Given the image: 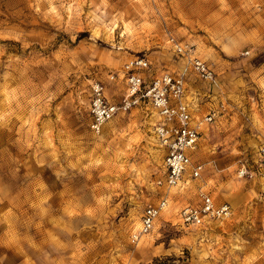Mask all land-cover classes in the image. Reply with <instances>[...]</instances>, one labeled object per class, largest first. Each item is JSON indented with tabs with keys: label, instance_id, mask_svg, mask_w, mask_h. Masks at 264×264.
I'll return each instance as SVG.
<instances>
[{
	"label": "rangeland",
	"instance_id": "1",
	"mask_svg": "<svg viewBox=\"0 0 264 264\" xmlns=\"http://www.w3.org/2000/svg\"><path fill=\"white\" fill-rule=\"evenodd\" d=\"M176 42L216 74L213 85L189 71L194 114L209 101L204 115L225 108L199 121L200 177L168 187L150 103L98 133L89 103L95 80L119 101L121 69L136 56L150 62L147 79L185 68ZM259 64L264 75V0H0V232L45 264H264L262 185L237 175L264 144V79L247 74ZM200 192L228 202L231 216L184 225L180 211ZM161 196L167 208L132 242Z\"/></svg>",
	"mask_w": 264,
	"mask_h": 264
},
{
	"label": "built area",
	"instance_id": "2",
	"mask_svg": "<svg viewBox=\"0 0 264 264\" xmlns=\"http://www.w3.org/2000/svg\"><path fill=\"white\" fill-rule=\"evenodd\" d=\"M173 46L174 51L184 57L185 68L179 72L163 71L147 79L146 71L150 69V62L145 57L136 56L121 69L120 75L125 83V93L121 99L111 101L105 94L103 83L95 80L90 85L89 103L90 128L96 133L116 114L126 112L140 102L150 103L157 116L153 123V134L165 149L164 183L168 187L181 185L186 175L188 178H198L203 171V163L192 159L201 130L200 122L193 123L194 109L186 97L188 73L191 71L199 79L209 82L214 81L216 75L213 68L195 54L192 46L178 42ZM224 108V102H221L219 107L212 108L203 116V121L214 120ZM254 152L257 156L255 163L252 167L241 164L237 175L247 179L258 177L264 193V144L259 145ZM167 205L168 198L161 196L156 202L145 206L140 217V227L131 234L132 242H138L153 230L157 218ZM231 214L232 208L228 202L215 203L209 193L200 192L199 204L184 206L180 211V220L184 225L202 226L210 220L229 218Z\"/></svg>",
	"mask_w": 264,
	"mask_h": 264
},
{
	"label": "crops",
	"instance_id": "3",
	"mask_svg": "<svg viewBox=\"0 0 264 264\" xmlns=\"http://www.w3.org/2000/svg\"><path fill=\"white\" fill-rule=\"evenodd\" d=\"M219 61H223L224 62V59H221ZM219 64L222 65V66H220V68L223 69V71L233 69V68H231V66L229 64H222V62L219 63ZM262 68H263L262 65H260V64L256 65L254 68H251L247 74L250 75V76H253L255 79L257 78V81H258V79L262 80V79H264V75H262L261 72H260L261 71L260 69H262ZM233 72H235V70L230 71L229 75L231 73H233ZM195 78L200 80V81H202V82L205 81V80H201V79L197 78L196 76H195ZM236 80L238 81L239 79H236ZM208 83L215 85L216 76H215L214 81H212V82L208 81ZM217 90H220V92H221L220 88H218ZM216 96H218V95H215V98H216ZM220 101H223V100L220 99ZM217 102H218V100H217ZM207 103H209L211 105V104H213L215 102L209 101ZM209 106L208 105L204 106L196 114H194V112H193V116H192L193 123L194 122H199L200 120H203L204 114H202V113ZM261 109H264V107L261 106ZM155 117H157V116H155ZM261 134L262 135L264 134V130H262ZM2 231L0 232V264H45V260L43 259V255L42 254H40V255L39 254H34V255L32 254L30 256L31 258L26 260L25 256H27V253L24 254L25 250H23V246H22L23 244L20 241H18V240L14 241V242H11V238L8 235L3 234ZM51 264H58V263L52 261Z\"/></svg>",
	"mask_w": 264,
	"mask_h": 264
},
{
	"label": "trees",
	"instance_id": "4",
	"mask_svg": "<svg viewBox=\"0 0 264 264\" xmlns=\"http://www.w3.org/2000/svg\"><path fill=\"white\" fill-rule=\"evenodd\" d=\"M153 264H158V260H154V263Z\"/></svg>",
	"mask_w": 264,
	"mask_h": 264
}]
</instances>
